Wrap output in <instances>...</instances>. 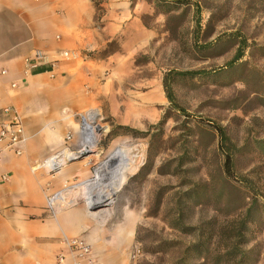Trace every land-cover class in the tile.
Segmentation results:
<instances>
[{
    "label": "rangeland",
    "instance_id": "1",
    "mask_svg": "<svg viewBox=\"0 0 264 264\" xmlns=\"http://www.w3.org/2000/svg\"><path fill=\"white\" fill-rule=\"evenodd\" d=\"M89 1L95 26L108 20L115 31L91 53L112 55L104 90L69 113L64 139H72L60 148L82 149L83 117L99 112L104 130L67 163L90 172L79 197L95 190L93 170L125 147L136 169L111 204L91 211L115 235L131 228L125 264H264V0ZM190 71L203 74H175ZM165 77L181 110L166 97Z\"/></svg>",
    "mask_w": 264,
    "mask_h": 264
},
{
    "label": "crops",
    "instance_id": "2",
    "mask_svg": "<svg viewBox=\"0 0 264 264\" xmlns=\"http://www.w3.org/2000/svg\"><path fill=\"white\" fill-rule=\"evenodd\" d=\"M94 17L89 0H0V125L8 118L3 108L12 106L27 135L21 155L0 144V264H72L63 236L85 239L98 264H125L123 252L134 242L131 228L113 234L107 218L84 202L55 215L46 211L47 195L88 180L84 165L69 163L54 176L35 167L60 150L69 113L104 90L112 55L93 59L91 53L107 45L115 24L107 20L97 28ZM62 50L75 56L26 69L25 58L35 52L51 61Z\"/></svg>",
    "mask_w": 264,
    "mask_h": 264
},
{
    "label": "built area",
    "instance_id": "3",
    "mask_svg": "<svg viewBox=\"0 0 264 264\" xmlns=\"http://www.w3.org/2000/svg\"><path fill=\"white\" fill-rule=\"evenodd\" d=\"M74 56L75 54L73 52L62 50L57 54L56 58L49 61L46 55L37 51L33 56L25 58L26 69L30 70L42 62H50L51 64H54L55 62L67 60ZM4 72L5 71H2V73ZM13 86H15V84H13ZM3 112L8 118L0 125V144H2V150L13 152L15 155H21L27 141L22 118L18 111L12 106L4 107ZM65 139L67 141L71 140L72 135L68 134ZM78 151H81V149ZM78 151H71L69 147H64L48 156L35 167L42 169L50 176H54L70 161L71 158L76 157ZM65 153H70L71 156H65ZM95 170L96 169L93 171L95 172ZM81 184L82 183L79 182L65 183L60 190L47 195L45 198L46 211H48L50 215H55L63 209L76 206L81 201H83L87 207L90 206L92 201L87 195L83 198L79 197ZM61 242L66 249L67 255L70 257L72 264H98L93 255L91 245L82 237L63 236ZM65 259L66 254L60 253L57 255V261L59 263H63Z\"/></svg>",
    "mask_w": 264,
    "mask_h": 264
},
{
    "label": "bare ground",
    "instance_id": "4",
    "mask_svg": "<svg viewBox=\"0 0 264 264\" xmlns=\"http://www.w3.org/2000/svg\"><path fill=\"white\" fill-rule=\"evenodd\" d=\"M98 116L99 112L97 110H90L83 117V124L80 128L81 135L85 140V144L81 149L83 152L91 149V141L94 139L95 132L103 128L97 122ZM129 152V149L125 147H117L96 168L95 190L87 195L93 204H101L103 202L107 205L111 204L117 193V188L122 185L125 179V173L136 169V165L134 166L135 155H130ZM65 156H71V154L65 153Z\"/></svg>",
    "mask_w": 264,
    "mask_h": 264
},
{
    "label": "trees",
    "instance_id": "5",
    "mask_svg": "<svg viewBox=\"0 0 264 264\" xmlns=\"http://www.w3.org/2000/svg\"><path fill=\"white\" fill-rule=\"evenodd\" d=\"M242 44L244 45V42H242ZM242 49H243V46L237 51V53L235 54V56L233 57V59L231 60V62L228 65L234 64L235 62H237L238 60H240L244 56V54H243L244 52L242 51ZM175 74L182 76V77H187V76L194 77V76L203 74V71L176 72ZM163 87H164V90L166 92V97L169 100V102L171 104H173V106L175 108L181 110V108L175 102L173 92L170 90V87H169V84L167 82L166 77L163 80ZM214 127L219 134L221 142L223 144H226L228 139L226 137L224 130L220 126H217V125H214ZM224 154H225V159H224L225 171L227 174H230L232 167H233V159H232V156L229 152H224ZM243 228H245V220H242V223L240 224V230ZM237 236L241 237V232H240V234H237Z\"/></svg>",
    "mask_w": 264,
    "mask_h": 264
},
{
    "label": "water",
    "instance_id": "6",
    "mask_svg": "<svg viewBox=\"0 0 264 264\" xmlns=\"http://www.w3.org/2000/svg\"><path fill=\"white\" fill-rule=\"evenodd\" d=\"M89 153V151H82L78 156H76V157H74V159H80L81 158V156H83V155H86V154H88ZM107 204L106 203H101V204H93V203H91V205L90 206H88V210L89 211H96V210H99V209H101V208H103V207H105Z\"/></svg>",
    "mask_w": 264,
    "mask_h": 264
}]
</instances>
